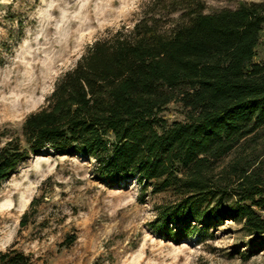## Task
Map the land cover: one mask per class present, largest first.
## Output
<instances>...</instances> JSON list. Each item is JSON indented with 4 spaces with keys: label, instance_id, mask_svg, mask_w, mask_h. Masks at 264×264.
Instances as JSON below:
<instances>
[{
    "label": "trees",
    "instance_id": "16d2710c",
    "mask_svg": "<svg viewBox=\"0 0 264 264\" xmlns=\"http://www.w3.org/2000/svg\"><path fill=\"white\" fill-rule=\"evenodd\" d=\"M205 9L148 0L131 29L93 42L7 136L0 183L44 149L81 154L98 179L136 178L141 200L148 188L167 195L150 222L164 238L206 236L233 219L264 246V0ZM172 103L182 119L168 118ZM0 260L33 264L15 248Z\"/></svg>",
    "mask_w": 264,
    "mask_h": 264
},
{
    "label": "rangeland",
    "instance_id": "374dc122",
    "mask_svg": "<svg viewBox=\"0 0 264 264\" xmlns=\"http://www.w3.org/2000/svg\"><path fill=\"white\" fill-rule=\"evenodd\" d=\"M147 1L0 0V147L93 42L131 29ZM205 1L213 12L241 0ZM165 113L183 118L175 103ZM94 166L51 149L22 162L0 183V252L18 249L33 264H264V246L233 219L206 236L164 238L150 222L167 195L148 188L141 200L136 178L108 183Z\"/></svg>",
    "mask_w": 264,
    "mask_h": 264
}]
</instances>
